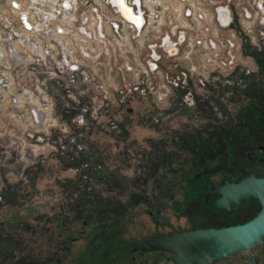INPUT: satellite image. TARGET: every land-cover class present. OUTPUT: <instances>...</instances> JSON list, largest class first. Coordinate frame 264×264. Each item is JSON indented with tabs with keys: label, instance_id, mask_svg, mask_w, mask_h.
<instances>
[{
	"label": "built area",
	"instance_id": "2783aa9c",
	"mask_svg": "<svg viewBox=\"0 0 264 264\" xmlns=\"http://www.w3.org/2000/svg\"><path fill=\"white\" fill-rule=\"evenodd\" d=\"M4 3V12L0 10V130L10 123L9 132L2 136H10L12 145H8L15 158L25 162L36 150L37 136L50 140V147L83 144L63 139L61 134L56 135L58 140L48 136L54 98L86 99L94 118L108 114L117 98H172L171 88L179 77L174 69L180 60L191 69L204 67L206 62L215 64V56L229 54L218 50L222 42L216 43L212 36L227 34L238 37L241 48L264 49V0ZM123 7L133 19L123 14ZM218 9L224 10V16ZM225 41L234 45L231 39ZM156 45L171 59L162 60L158 53L143 56L147 47L154 52ZM153 74L158 79L153 80ZM79 116L83 121L81 112ZM58 129L67 130L64 125ZM39 130L44 134L39 135Z\"/></svg>",
	"mask_w": 264,
	"mask_h": 264
},
{
	"label": "flooded vegetation",
	"instance_id": "af4514ba",
	"mask_svg": "<svg viewBox=\"0 0 264 264\" xmlns=\"http://www.w3.org/2000/svg\"><path fill=\"white\" fill-rule=\"evenodd\" d=\"M122 11L134 18L126 8ZM248 49L240 54L250 55L257 71L245 72L244 64L235 63L227 72L224 69L223 76L210 68L200 76L195 67L186 70L181 66L184 70L178 69L180 75L169 105L172 113L187 116L188 122L157 126L161 134L152 161L159 167L153 173L148 169L144 172L151 179L149 187L133 190L103 172L94 177L100 181L99 187H84L80 179L79 187L64 189L58 203L49 206V216L34 218L26 228L23 226L30 243L29 264H173L169 251L139 250L137 245L157 235L221 227L254 216L260 204L253 196L239 197L226 207L214 203L219 196L214 194L215 188L225 181L235 183L250 174L264 177V108L257 107L258 99H264V84L241 88L242 82L256 78L255 72L264 73V60L257 58L260 53ZM232 82L241 89L230 86ZM233 98H240L242 103L229 112L227 101ZM212 101L218 113L224 114L225 120L230 114L233 122L224 125L207 118L205 123H191L194 115H214ZM153 108L157 114L164 113ZM140 149V159L147 161L150 151ZM124 152L121 147L118 154L123 156ZM169 161L182 164L175 171L165 166ZM260 238L249 249L211 264H264V234ZM241 251L246 254L237 255Z\"/></svg>",
	"mask_w": 264,
	"mask_h": 264
},
{
	"label": "rangeland",
	"instance_id": "374dc122",
	"mask_svg": "<svg viewBox=\"0 0 264 264\" xmlns=\"http://www.w3.org/2000/svg\"><path fill=\"white\" fill-rule=\"evenodd\" d=\"M84 5L88 6L87 4ZM5 7L4 0H0V10L2 12L4 11L1 8ZM212 37L216 39V43L222 42V47L218 50L222 53L229 52V54L224 53L222 57L215 56V64L206 62L204 67L196 66L197 75L204 76L210 68L212 71L215 70V75L223 76L235 63L244 64L246 67L244 68L245 72L247 69L256 70L255 67H252V57L246 53L240 54L242 49H249L245 46L241 48L238 45L240 43L238 37L232 38L234 36L227 34ZM226 38L234 42L232 47L225 41ZM245 39L246 37L242 41ZM244 42L246 43V41ZM247 46H250V44ZM153 49L154 52L147 47L143 52V56L149 57L152 54L154 57L158 53L162 60L171 59V57L166 58L161 53L158 45ZM253 50L252 52L261 54L257 57L258 59L264 60V49L260 47ZM118 52V48L115 47L114 55L117 56L116 59H119ZM180 53L178 52V54ZM231 54H233V57H231ZM181 66L188 70L185 62L180 60L178 66L174 69L178 75H180L178 69L184 70ZM224 69H226V72ZM164 70L163 68L162 71ZM254 76L256 78L250 79L246 84L242 82L241 88L243 85L251 88L257 84H264L263 72H260L259 75L255 72ZM125 78L130 81L128 76L125 75ZM155 78L158 79L153 74V80ZM230 86H233V88L237 86L239 90L241 89L240 85H235L233 82L230 83ZM171 90L174 92L173 88ZM53 100L51 116H53L54 121L48 127L50 132L47 133L50 139L58 140L60 137L57 139L56 135L61 134L63 139L68 141L82 140L83 144H80V147H74L75 145H73L60 148L55 143L53 144L55 146L50 147V140L37 136L36 150L34 154L29 156L30 159L25 162L24 160H18L17 157L15 158V152L11 149L10 136H2V134H5L4 131L9 132L10 123L8 125L5 123L2 126L0 146L4 147H0V264H29L31 259L28 255L30 243L27 231L24 230L23 226L26 228V225L34 218L44 220L45 215L49 216L52 213L49 206L57 202V198L64 189L79 187L78 181L80 179L83 181L84 187H99L101 186L100 181L94 180V177L97 173L104 172L105 174L111 173V177L121 181L123 186L127 188L136 190L147 185L149 187L151 179L147 178L144 172L148 169L153 173L159 167L158 164L152 161L155 157L153 153L157 148L155 142L161 134V127L157 129V126L162 124L164 127H169L177 123L188 122L187 116L172 113L169 104L173 99L171 100L170 97L162 100L117 98L112 102L113 109L111 108L108 114H100L94 118L92 106L86 99L69 101L57 97ZM215 101L219 102V99ZM215 101H212V110H215L212 112L216 114L214 113L209 117L205 114L194 115V120L191 123H205L208 121L207 118H210L211 123L217 122L227 125L233 122L230 120V114L227 115L225 120L224 114L218 113L214 108ZM258 101L260 105L257 107L263 109L264 99H258ZM241 103L240 98L229 99L227 101L228 108L226 109L232 112L237 104ZM151 104L164 113L157 114L158 112L156 113ZM79 112L82 113L83 121H79ZM10 122L14 123L15 121L12 119ZM23 122L24 120L20 119L18 123L22 124ZM89 124L92 125L87 126ZM112 124H114V127H111ZM59 125H64L67 130L65 132L57 131ZM38 133L39 135L44 134L40 130ZM162 134L166 135L167 132L164 131ZM14 138L16 139V137ZM19 139L24 140L25 138L20 136ZM141 146L143 149L145 147L146 151H150V153H147V161L146 158L140 159ZM168 146L171 150V145L168 144ZM121 147L125 149L123 156L118 154ZM179 164L182 163L169 161L165 166L167 168L169 166L176 171ZM114 186L119 187L118 185ZM136 212L137 217H139V209ZM12 222H18L19 225L14 226L15 223L12 225ZM1 227H4L3 232L5 234L1 232ZM240 254L243 255L246 252L241 251L237 255ZM260 255L262 257V254Z\"/></svg>",
	"mask_w": 264,
	"mask_h": 264
},
{
	"label": "water",
	"instance_id": "95a60500",
	"mask_svg": "<svg viewBox=\"0 0 264 264\" xmlns=\"http://www.w3.org/2000/svg\"><path fill=\"white\" fill-rule=\"evenodd\" d=\"M218 11L224 12L220 9ZM216 193L219 194L214 201L217 207H226L230 201L236 202L239 197L253 196L259 201V210L241 223L197 227L170 235H157L142 241L137 248L167 250L173 264H211L260 242V236L264 234V177L250 174L235 183L225 181L215 188Z\"/></svg>",
	"mask_w": 264,
	"mask_h": 264
},
{
	"label": "bare ground",
	"instance_id": "6f19581e",
	"mask_svg": "<svg viewBox=\"0 0 264 264\" xmlns=\"http://www.w3.org/2000/svg\"><path fill=\"white\" fill-rule=\"evenodd\" d=\"M225 12L222 11L221 15L224 16ZM133 17V16H132Z\"/></svg>",
	"mask_w": 264,
	"mask_h": 264
}]
</instances>
